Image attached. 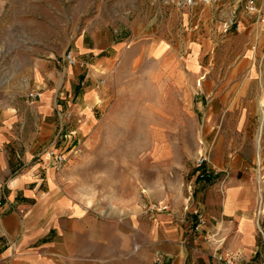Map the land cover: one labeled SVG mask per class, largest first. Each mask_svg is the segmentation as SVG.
<instances>
[{
	"label": "rangeland",
	"instance_id": "rangeland-1",
	"mask_svg": "<svg viewBox=\"0 0 264 264\" xmlns=\"http://www.w3.org/2000/svg\"><path fill=\"white\" fill-rule=\"evenodd\" d=\"M160 1L168 44L155 55L144 0H0V89L18 85L27 58L62 74L69 52L85 60L75 55L83 35L116 40L90 130L80 132L74 89L64 108L61 130L80 132L63 146L65 182L103 213L167 204L193 236L216 182L200 173L242 175L264 160V0Z\"/></svg>",
	"mask_w": 264,
	"mask_h": 264
},
{
	"label": "crops",
	"instance_id": "crops-1",
	"mask_svg": "<svg viewBox=\"0 0 264 264\" xmlns=\"http://www.w3.org/2000/svg\"><path fill=\"white\" fill-rule=\"evenodd\" d=\"M166 9L160 0H144L143 34L155 55L168 44L155 24ZM117 43L83 35L75 55L85 60L78 65L60 74L45 60L27 58L18 85L0 89V264H264V160L242 175L214 172L207 224L193 236L168 211L137 205L103 213L72 195L64 169L51 166L48 151L60 145L72 90L86 133L102 99L100 77L111 70L113 57L103 53ZM261 85L264 92V78ZM261 144L264 152L263 134Z\"/></svg>",
	"mask_w": 264,
	"mask_h": 264
},
{
	"label": "built area",
	"instance_id": "built-area-1",
	"mask_svg": "<svg viewBox=\"0 0 264 264\" xmlns=\"http://www.w3.org/2000/svg\"><path fill=\"white\" fill-rule=\"evenodd\" d=\"M184 3L186 4H192L194 2V0H183ZM253 2V1H251ZM252 10H255V6L252 5L250 7ZM262 20L264 22V12H263V15H262ZM66 59H67V62L69 63V65L73 66V65H78V61L76 60L75 56L73 55L72 52H69L67 55H66ZM39 93L38 92H31L29 93V96L31 98H36L38 97ZM81 121V120H80ZM77 131H70V132H64V130H61L57 136V141L59 143H61L59 146H56V147H53L51 149H49L48 151V157L51 161V166L56 170V171H60L63 169L65 163H66V155H65V148L67 149V147L71 144L73 138H74V135L76 134ZM65 145V148L63 147ZM203 162V161H201ZM200 176L201 177H205V176H212V172L209 171V170H205V171H202L200 173ZM0 205H1V202H0ZM155 209H157L158 211H165L168 209V205L167 204H162V203H159L158 205H154ZM197 216H198V223H197V226L196 228H200V227H203L207 224V220L206 218L204 217L203 214L197 212ZM220 260L222 258H219ZM222 264H234L232 261H229V260H226L224 263Z\"/></svg>",
	"mask_w": 264,
	"mask_h": 264
},
{
	"label": "trees",
	"instance_id": "trees-1",
	"mask_svg": "<svg viewBox=\"0 0 264 264\" xmlns=\"http://www.w3.org/2000/svg\"><path fill=\"white\" fill-rule=\"evenodd\" d=\"M202 178H204V181L207 182V183H209V182H211L213 180L212 176H205V177H202Z\"/></svg>",
	"mask_w": 264,
	"mask_h": 264
},
{
	"label": "bare ground",
	"instance_id": "bare-ground-1",
	"mask_svg": "<svg viewBox=\"0 0 264 264\" xmlns=\"http://www.w3.org/2000/svg\"><path fill=\"white\" fill-rule=\"evenodd\" d=\"M263 116H264V112H263Z\"/></svg>",
	"mask_w": 264,
	"mask_h": 264
}]
</instances>
